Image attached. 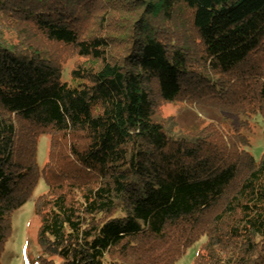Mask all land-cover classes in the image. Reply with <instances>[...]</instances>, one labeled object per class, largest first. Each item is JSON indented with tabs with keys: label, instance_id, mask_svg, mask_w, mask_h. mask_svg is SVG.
Instances as JSON below:
<instances>
[{
	"label": "trees",
	"instance_id": "1",
	"mask_svg": "<svg viewBox=\"0 0 264 264\" xmlns=\"http://www.w3.org/2000/svg\"><path fill=\"white\" fill-rule=\"evenodd\" d=\"M47 43L98 66L68 81ZM263 48L264 0H0V264L41 175L36 264H176L204 236L194 264H264V153L176 131L153 94L199 100L256 75L258 106L241 109L263 115Z\"/></svg>",
	"mask_w": 264,
	"mask_h": 264
},
{
	"label": "rangeland",
	"instance_id": "2",
	"mask_svg": "<svg viewBox=\"0 0 264 264\" xmlns=\"http://www.w3.org/2000/svg\"><path fill=\"white\" fill-rule=\"evenodd\" d=\"M101 14L102 12L99 13V16ZM180 20L181 22L178 25L181 29V31H178L180 32L179 36L181 39H189L190 32H193L189 27L188 19L182 14ZM95 29L91 23L85 25L83 31L85 34L90 35ZM45 47L63 62L64 78L68 81H71V72L76 67L80 65L86 67L98 66L97 62L80 57L72 47L51 43H47ZM258 58L259 61L256 66L259 69L264 66V48ZM252 76L254 77L249 79L243 86L240 85L242 87H239V89L236 88V82L234 83L231 77H218V81L224 87V94L217 95L210 91L211 94L205 92L206 95L202 94L199 100L195 97L187 99V96H185L184 99L174 103L162 102L155 86L153 94L158 104L159 116L163 120L172 119L175 123V130L182 134L192 137L210 136L211 148H239L238 152L242 156L253 155L257 160H260L264 153V114L255 115L253 111L241 109L247 96L251 100L253 94L255 97L258 95L259 84L256 75ZM262 76L264 77V75H261V78ZM225 80L228 83H223ZM247 84H249L248 87ZM252 103L255 105L253 108L258 106L257 103ZM16 124L20 128V132L29 127L26 122L21 120H16ZM51 138V135L42 136L37 146L36 163L41 173L49 159ZM22 148L23 145L21 147V143H18L17 150H23ZM48 190L49 187L45 177L41 175L31 198L13 213L12 233L5 244L2 264H36L38 262V257L41 254L38 243L41 220L36 215V203L42 195L48 193ZM206 240L204 236L190 246L176 264H194Z\"/></svg>",
	"mask_w": 264,
	"mask_h": 264
}]
</instances>
